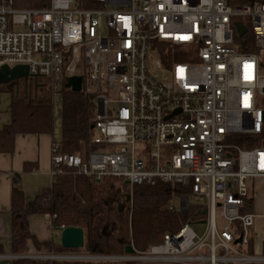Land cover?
<instances>
[{
  "label": "built area",
  "instance_id": "2783aa9c",
  "mask_svg": "<svg viewBox=\"0 0 264 264\" xmlns=\"http://www.w3.org/2000/svg\"><path fill=\"white\" fill-rule=\"evenodd\" d=\"M99 1V9L51 0L45 9L17 10L6 0L0 5V67L27 66L31 78L48 80L53 98L68 78L82 77V92L95 100L92 141L98 149L84 158L63 153L55 142L54 180L66 169L97 182L123 179L131 189L179 185L189 196L175 197L180 207L170 209L193 211V221L147 250L131 243V254L31 249L11 258L264 264V256L247 251L255 217L243 212L253 197L249 182L264 178V143L243 149L231 139L264 130L261 56L241 50L235 27L250 23L264 53V0L240 7L229 0ZM194 226H205L204 233Z\"/></svg>",
  "mask_w": 264,
  "mask_h": 264
},
{
  "label": "trees",
  "instance_id": "16d2710c",
  "mask_svg": "<svg viewBox=\"0 0 264 264\" xmlns=\"http://www.w3.org/2000/svg\"><path fill=\"white\" fill-rule=\"evenodd\" d=\"M263 0H229L233 7L254 4ZM6 0H0L3 5ZM51 0H12L17 10L45 9ZM83 9H99V0H78ZM247 33L237 35L243 52L261 56L250 23ZM264 68V57H261ZM20 84V83H19ZM19 84L0 86V92L12 94L11 121L0 130V154H12L19 135L54 133L53 92L47 80L30 79L21 88ZM63 153L84 158L96 151L92 141V126L96 119V103L85 92L74 93L62 89ZM264 108V103H263ZM231 139L243 149H254L264 143V130L260 135H234ZM177 196H189L182 186L157 183L156 185H130L123 179L97 182L87 176L62 169L53 187L40 193L32 203H26L24 192L15 184L12 192V253L27 255L31 249L39 254L64 255L75 252L120 254L131 243L141 251L163 241L166 234L177 233L186 223L193 221L194 212L181 213L170 209ZM251 210L246 201L243 212ZM32 215H56L57 227H79L84 230V247L64 249L61 244L41 243L30 230ZM1 253V250H0ZM13 264H100L90 262H59L17 259Z\"/></svg>",
  "mask_w": 264,
  "mask_h": 264
},
{
  "label": "crops",
  "instance_id": "0c3cea01",
  "mask_svg": "<svg viewBox=\"0 0 264 264\" xmlns=\"http://www.w3.org/2000/svg\"><path fill=\"white\" fill-rule=\"evenodd\" d=\"M12 94L0 92V130L11 121ZM54 100V98H53ZM60 133L19 135L12 154H0V264H13L12 192L16 184L25 194L26 203L34 202L42 191L53 187L52 147ZM251 210L255 217L248 253L264 256V178L249 182ZM31 233L41 243L61 244V229L49 215L29 217Z\"/></svg>",
  "mask_w": 264,
  "mask_h": 264
},
{
  "label": "water",
  "instance_id": "95a60500",
  "mask_svg": "<svg viewBox=\"0 0 264 264\" xmlns=\"http://www.w3.org/2000/svg\"><path fill=\"white\" fill-rule=\"evenodd\" d=\"M237 35L243 37L247 30L242 22H236ZM37 77H35L36 79ZM31 79L29 69L27 66H16L10 68L5 65L0 67V86L8 84H19L21 80L27 84ZM82 77H71L67 79L65 89L71 90L74 93L82 92ZM94 125L92 126V129ZM129 184V182L127 181ZM85 234L84 230L79 227H67L61 231V246L64 249H81L84 247ZM126 254L133 253L131 246H126L124 249Z\"/></svg>",
  "mask_w": 264,
  "mask_h": 264
},
{
  "label": "rangeland",
  "instance_id": "374dc122",
  "mask_svg": "<svg viewBox=\"0 0 264 264\" xmlns=\"http://www.w3.org/2000/svg\"><path fill=\"white\" fill-rule=\"evenodd\" d=\"M107 34V32H106V30L104 31V35H106ZM261 57H264V53H261ZM176 60H178V61H180L181 60V58H177ZM262 73H263V75H264V68L262 69ZM33 78H31V80H32ZM45 80H47V79H45ZM48 81V80H47ZM19 86L21 87V88H23V87H25V82H24V80H21L20 81V84H19ZM59 88H57V90H56V94H55V97H54V102H53V104H54V127H55V129H54V131L56 132V133H60V131H61V127H62V96H61V94L59 93ZM115 107V105L114 104H112L111 105V108H114ZM104 151H106V149H103V150H99V152H104ZM253 181V180H252ZM251 182V181H250ZM171 205H173L174 207H180V200H176V199H174L173 201H172V204ZM220 214V213H219ZM194 228V230H195V232L198 234V235H201L202 233H204V231H205V226H194L193 227ZM219 228L220 229H222V224H220V226H219ZM35 251V250H34ZM72 254H82V253H79V252H75V253H72Z\"/></svg>",
  "mask_w": 264,
  "mask_h": 264
}]
</instances>
